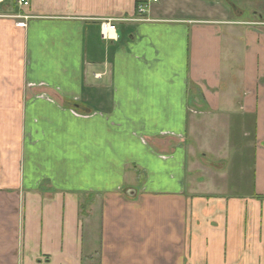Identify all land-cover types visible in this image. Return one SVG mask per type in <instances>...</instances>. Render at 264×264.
Masks as SVG:
<instances>
[{
  "label": "crops",
  "instance_id": "0c3cea01",
  "mask_svg": "<svg viewBox=\"0 0 264 264\" xmlns=\"http://www.w3.org/2000/svg\"><path fill=\"white\" fill-rule=\"evenodd\" d=\"M26 1L0 2V264H264V0Z\"/></svg>",
  "mask_w": 264,
  "mask_h": 264
},
{
  "label": "rangeland",
  "instance_id": "374dc122",
  "mask_svg": "<svg viewBox=\"0 0 264 264\" xmlns=\"http://www.w3.org/2000/svg\"><path fill=\"white\" fill-rule=\"evenodd\" d=\"M15 5H17L16 2H15ZM245 7H247V5ZM255 7H256V5H253L252 9H255ZM235 9L236 10L233 11V10H231V8H229V11H230V14H231L232 18L234 16L233 19H235L237 21H242L243 18H241V16H242L243 11L240 8H238L237 6L235 7ZM252 9L249 8V11L246 12V13H248V14H246L247 16L251 15L250 12L252 11ZM245 11H246V9H245ZM256 11L259 12V8ZM258 14L255 16L256 18H253V19L249 20L250 22L252 21L251 23L253 25H255L259 21L258 20ZM19 24L22 25L21 23H19ZM238 57H239V54H238ZM239 91L240 90H238V92ZM243 116H244V111H238V109H234L232 111V114H231V117L233 119H236L238 117L242 118ZM213 123H214V121L213 122H209L207 125H204V127L201 128L200 131L202 133L201 132L199 133L201 136L196 137V138L199 139V141L201 143L204 142V140H207L209 143H216L217 136H218L217 132H220L219 131L220 124H217L216 126H214ZM204 136H206V138ZM226 136L228 138V141H227L228 145L226 146L224 151L225 150L227 151L228 159L230 160V163H231V164H229V163L226 164V165L229 166L228 167V170H229V169L232 168L231 166L233 164H235V161H237L238 159H242V156L239 155L238 149L242 151V150H244V148L246 149V145H248V144H245V142H240L239 143V140L235 141L237 139V137L235 138V135H234L233 132L227 131L226 132ZM242 140H244L243 137L241 138V141ZM200 149H202V147H199L198 149L196 148L194 153L197 152V151L200 153ZM212 150H213V148H212ZM246 153L248 154L247 160L239 162L240 168L241 167L242 168L238 169V171L235 172V173H232V172L229 173V178H231L234 175L239 176L238 178L235 176V178H233L234 179L233 181L235 183L239 184V185H237L239 188L243 187V189L253 187L252 186L253 185V166H252L253 153H252V151H249V150H247ZM220 154H222V153H220ZM210 157L212 158V151L211 152H206L205 157L204 158L203 157H199V160H201L200 161L201 163L206 161V162L209 163V165L216 164L217 168L220 167V165H217L219 163H212L211 161H208V160L211 159ZM208 168L211 169V170L215 169V167H213V166L208 167ZM212 181H217V180H213V179H208L207 180V182H212ZM227 184H228V180H221V182L219 183V185H223V186H226Z\"/></svg>",
  "mask_w": 264,
  "mask_h": 264
},
{
  "label": "built area",
  "instance_id": "2783aa9c",
  "mask_svg": "<svg viewBox=\"0 0 264 264\" xmlns=\"http://www.w3.org/2000/svg\"><path fill=\"white\" fill-rule=\"evenodd\" d=\"M151 1L154 2V3L156 2V0H151ZM0 2H2V0H0ZM16 4H17L18 7H26V6H28V2L26 0H16ZM136 12L140 16L143 15L146 12V6H144L143 4H139L136 7ZM105 26H108V28L106 29ZM101 28H102V37L106 39L109 36L108 34H110L109 31L112 30V29H111V27L109 29V24L108 23L107 24H102Z\"/></svg>",
  "mask_w": 264,
  "mask_h": 264
},
{
  "label": "trees",
  "instance_id": "16d2710c",
  "mask_svg": "<svg viewBox=\"0 0 264 264\" xmlns=\"http://www.w3.org/2000/svg\"><path fill=\"white\" fill-rule=\"evenodd\" d=\"M138 3H136V5H137ZM234 9H235V7H234Z\"/></svg>",
  "mask_w": 264,
  "mask_h": 264
},
{
  "label": "bare ground",
  "instance_id": "6f19581e",
  "mask_svg": "<svg viewBox=\"0 0 264 264\" xmlns=\"http://www.w3.org/2000/svg\"><path fill=\"white\" fill-rule=\"evenodd\" d=\"M105 27H108V26H105Z\"/></svg>",
  "mask_w": 264,
  "mask_h": 264
}]
</instances>
